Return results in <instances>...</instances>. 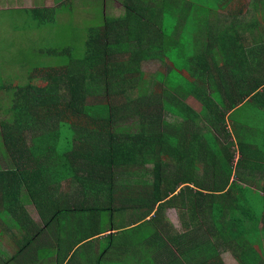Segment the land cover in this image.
<instances>
[{"label": "trees", "instance_id": "1", "mask_svg": "<svg viewBox=\"0 0 264 264\" xmlns=\"http://www.w3.org/2000/svg\"><path fill=\"white\" fill-rule=\"evenodd\" d=\"M158 1L124 0V17L104 16L100 24L90 26L81 50L60 45L54 50L57 60L33 68L23 85L0 84L9 96L6 110L11 116L0 120V155L6 163L0 165L1 209L14 220L22 239L53 240L45 246L48 251L36 243V251L40 249L45 257L58 244L60 254L68 235L74 236L68 243L72 247L84 239L85 233H76L71 217L85 206L91 216L110 213L109 209L130 213V222L151 214L149 221L137 225L139 242L151 249L160 246L165 256L150 264H225L221 253L226 251L233 252L238 264H264L261 239L257 241L264 231V185L254 189V180L240 176L246 171L264 172V162L257 160L259 145L252 144L255 127L245 126L248 131L242 134V121L229 119L238 105L248 104L259 112L257 99L264 96V77L260 85L241 84L247 70L242 65L253 50L244 51L243 35L238 36L232 26L220 31L212 26L208 17L214 8L210 7L220 0L200 9L198 3L204 0ZM179 2L182 6L172 19L166 6L175 8ZM44 9L23 12L37 23L53 22L55 18L45 17ZM166 23L174 25L167 30L170 34L164 30ZM261 45L254 42L250 48ZM146 59L170 66L157 70L151 82L139 70ZM174 76L184 82L167 88L180 86L183 94L191 95L201 105L198 114L185 100L153 93L155 82L163 86V78ZM260 87L263 91H258ZM166 112L180 121L167 122ZM130 125L136 127L134 134ZM204 126L209 129L203 130ZM234 146L235 163L230 152ZM166 153L174 156L178 172L160 167L159 158ZM146 154L152 158L150 172L126 171L136 156ZM115 164L127 175H135L138 194L132 198L112 197ZM233 175L247 185L229 183ZM71 178L79 192L75 194V188L62 197L60 182ZM179 184L184 188L174 195ZM251 192L260 198V211L253 209L256 197ZM26 197L39 213V224L28 217ZM48 201L60 215L57 220ZM169 207L185 212V231L173 232L160 224L162 211ZM110 239L108 235L98 240L105 245ZM22 244L19 250L27 242ZM81 263L91 261L87 257Z\"/></svg>", "mask_w": 264, "mask_h": 264}, {"label": "rangeland", "instance_id": "2", "mask_svg": "<svg viewBox=\"0 0 264 264\" xmlns=\"http://www.w3.org/2000/svg\"><path fill=\"white\" fill-rule=\"evenodd\" d=\"M123 1L124 0H0V84L11 87L15 85H23L28 74L33 70V68L42 65L53 64L55 60H57V57L53 56L54 50L56 51V48L69 46L71 48H77L76 50L78 51L81 50L84 46L85 35L87 34L88 28L90 26L100 24V22L104 20V16H110L108 18L112 17L114 19L117 17H124V7L122 5ZM213 1L216 0L199 1V9L208 7V4ZM241 1L242 0H235L233 5L235 6L240 4ZM64 2L68 5L64 6ZM223 4L224 2H222L220 5ZM178 6V3L176 4L175 8L166 6L165 12L172 19H174L177 16V9H179ZM35 8H45L44 10L48 12L45 17H53L55 20L53 22L40 24L37 23L29 13H26V11L23 12V9L31 10ZM231 8L232 6L228 10H224L222 13H220V16H218L217 19V26H222L229 20L224 12H228L231 10ZM44 14L45 12H43L39 18ZM169 22H171V20ZM171 24L172 23H166L164 25V30H170ZM211 24L213 26V23ZM170 33L171 32L167 34ZM211 35H213L212 32ZM165 66L169 67V62H164L159 59H146L140 62L139 70L144 74V78L152 82L156 71L165 70L167 68ZM38 73L40 74V72ZM38 73H36V75ZM160 82H162L163 86L155 82V85L153 86V93H159L162 95V97H164L165 94L162 93L165 92L171 97L176 98L178 101L185 100L184 102L190 106L195 114L200 112L201 105H199L191 95L189 96L188 94H183V91L179 89L180 86L175 88H167L177 84V82V85H180L181 82H184L183 80H179L174 76L167 78L166 80L163 78ZM8 104L9 96L7 92L0 90V120L11 119L10 113L6 110ZM259 112L255 108L251 109L248 104H244L243 106L234 109L232 114H230L231 117H229V119L234 120L236 118L237 120L240 119L243 121L245 116L247 121L244 124L255 127V130L257 131L259 128L261 132L264 130V110L259 108ZM163 115L166 117L167 122H172L174 120L180 121L179 119L172 117L170 113L166 112L163 113ZM127 124L129 123L127 122ZM130 126L131 134H134L136 132V127L132 125ZM207 129L209 128L206 126L203 127V130L206 131ZM0 133H2L1 129ZM261 135L263 136L255 133L253 136H251V140H253L252 144L255 145V147L258 145H263L260 147V149L261 152H264V134ZM1 144L2 140L0 136V145ZM230 152L234 154L235 158L238 157V150L236 146L231 147ZM173 157L174 156L172 153H166L159 158L160 167L169 169L171 174H173L172 172H178L175 170L176 165L174 164ZM136 159L137 160L132 162L130 167L126 169L128 173L144 174L151 171L152 158H149L148 154L138 155L136 156ZM115 167L116 164L113 166L114 174L118 173L117 175H119L121 172H123L122 169ZM235 172L243 173L241 171L238 172L237 170H235ZM128 173L125 174L127 175ZM257 173L260 172L246 171L240 176L243 179H247V181L255 180L254 186H252V188L255 189L263 186L261 182H264V172H261L258 180L256 175ZM261 175H263V178H261ZM195 178L198 179L197 173ZM133 179H135L134 176ZM233 180L236 181L234 175L231 176V179H229V183H231ZM236 183H239L240 185H247V183L237 181ZM256 183L257 186L255 187ZM120 186L121 185L118 183H115L113 190H116L118 187L121 189ZM64 190L66 189L63 188L62 191ZM251 194L256 197V203H254V205H256H253V209L260 211V198H257L259 197L258 194L255 192H251ZM113 196L114 194H112V197ZM24 206L27 209L28 217H30L31 220L39 223V213L31 204L30 198L26 197V203ZM2 216L4 215L0 213V221ZM101 217L104 219L107 217V214H101ZM151 217L152 216L150 214L148 220H150ZM8 218L10 219V215H8ZM185 219V212H178L175 209H165L160 216V221L162 224L165 223L166 226L169 227V229L173 232L185 231L184 227L182 226ZM0 226L4 228V232L3 230L0 231V239H11L6 232L8 223H5V225L0 224ZM10 231L13 232L17 238L20 237V233L17 228L14 227L10 229ZM258 238L259 239H257V241L261 239V248H263L264 251L263 230L260 231ZM37 239H34V241ZM27 247H31V245ZM230 252L232 251L223 252L221 254L224 263L238 264L234 258L233 252ZM88 259L91 261V264L92 262L93 264L95 263L94 256L91 253H89ZM75 264H77V262H75ZM128 264L147 263L144 259H142L140 261H135Z\"/></svg>", "mask_w": 264, "mask_h": 264}, {"label": "crops", "instance_id": "3", "mask_svg": "<svg viewBox=\"0 0 264 264\" xmlns=\"http://www.w3.org/2000/svg\"><path fill=\"white\" fill-rule=\"evenodd\" d=\"M180 2H179V6H182L180 5ZM222 2H224V4L220 5ZM234 2L235 0H220V2H217L214 7H210V8H214V11L209 12L208 18L209 19L211 18L210 21L214 24V26L216 25V30L218 31L224 30L228 28V26H232L233 30L237 33L238 36L242 37L243 35L244 51H248V49H252L253 51H251L252 54L249 61L244 65H242V68L245 67V69L247 70L245 72L246 77L243 78V81L240 82L241 84L243 82L245 88L247 85H248L247 87L253 84L260 85L259 79H263L264 77V70H261V68L264 67V44H263L264 43V0H242L240 4H237L235 6L233 5ZM211 3L212 2H210L209 4L211 5ZM231 6H232L231 10H229L228 12H224L226 14V17L229 18V20L222 26L219 25L217 26L218 23L217 19L218 16H220V13H222L224 10H228ZM249 23H252L253 26L250 27V29H249ZM172 26L174 25L171 24L170 30H172ZM254 42L258 46L259 44L260 45L263 44V45H261V47L255 50L253 48H250ZM241 79L242 78H240V80ZM258 91H263V89H261L260 87ZM261 97L263 98L257 99V102L260 104V108L264 110V96ZM238 107H241V105L236 106L235 109ZM246 121L247 118L244 116V120L242 121V124L241 122H240L241 125L239 124L240 128L242 129L241 132L242 134H244V131L246 130L248 131V129L245 128V126L247 125L244 124ZM255 133L260 134V136H263L261 134H264V130L260 132V129L258 128V131L256 130ZM261 146L263 145H259V150H255V151L259 152V156L257 160H260L261 161L260 163H263L264 152H261L260 149ZM237 158L238 157L235 158L234 156L233 163H235ZM3 163L6 164L4 161L1 162V155H0V165L2 166ZM253 172H260L256 174L258 180L261 171H253ZM133 176L135 178V175ZM133 176L126 175L123 172H121V174L116 176L115 178L117 180L116 183L122 186L121 189L123 191L119 189L112 190L115 194L114 196L129 199L130 197L132 198V196L138 194V190L135 185L136 178L133 179ZM261 178H263V175H261ZM126 182H128V184H126ZM261 184L264 185V182H261ZM63 188H65L66 190L62 191ZM75 188L78 189L75 191ZM183 188L184 185L179 184L174 195L177 194L179 190ZM189 188L192 189L193 186L190 185ZM79 189L80 188L78 186L77 181L71 178L67 181L63 180L60 182V188L58 190V193L61 194L62 197H64L65 195L70 196L72 193H74V191L75 194L79 192ZM48 203L51 205L49 201ZM71 208L72 211L76 210L74 205H72ZM53 209L55 214L54 217L57 220L60 217V215L58 214L57 209L55 207H53ZM84 209L85 206H82L81 212ZM166 209H175L177 211H180L178 207H169ZM81 212L76 210L74 218L71 217V219H75L76 221V227H77V230H75L76 233L80 231H82L80 233L83 232L85 233V235L83 236L84 239H82L81 241H76L74 247H72V244H68L72 242L74 236L68 235V239L65 241L64 247L61 250L60 254H58V250H59V244H58L57 249L51 248L49 250L48 257H45V255H43L44 256L43 258V256L40 253L41 250L39 249L38 251H36L35 246L37 241H39V244L40 246L43 247V249L47 250L45 246L52 245L53 240H51L49 237H47V239L38 238L35 241L32 239L33 242H36L35 244H33L31 242L32 241L31 239H27V240L22 239V236H20L21 232L19 231L20 233L19 238L15 237V239H0V253H2L0 254V264H43V263L44 264H75V262H77V264H82L81 262L84 260V258L89 257V253H91L94 256V262H95L94 264H128L135 261H140L142 259H144L147 264H150V262L155 260L159 262L165 256V252L163 251V249H160V246L151 249L147 247L144 243L139 242V238L141 237L140 236L141 229H139L137 225L138 223L144 220L147 221L150 215L146 216L145 218L137 222H130L132 220L131 217L133 215L130 216V213L123 215L122 213H118L115 209H109L110 213H107V217L104 219L101 217V214H105L104 211L100 212L99 215H94V216L89 215L90 213L87 212L86 209L84 210L85 212L84 216L81 215ZM0 213H2L6 217L5 222L0 221V224L5 225V223H8V228L6 232L10 237V235H13V232H11L10 229L14 228L15 222L11 217L10 219L8 218L9 213L7 214L6 212H4L1 209V206H0ZM67 216L70 219L71 214L68 212ZM40 222L41 220L39 221V223ZM160 224L163 227L164 226L167 227L166 224L165 223L162 224L161 221ZM159 226L158 229H160ZM40 227L44 228V226H42L41 224ZM88 228H92V231L89 234L86 233ZM143 233L145 236L146 235L145 227ZM108 235L111 238L110 242L105 245H101L100 240L98 239ZM42 236L44 235L42 234ZM47 236H50V233ZM25 242H27V244H25ZM22 243H24L25 246L19 250V248L23 245ZM30 245L31 247H27ZM54 245H56L55 242ZM74 252L76 254L75 257L74 254H72ZM61 256L63 257L62 261H61Z\"/></svg>", "mask_w": 264, "mask_h": 264}]
</instances>
